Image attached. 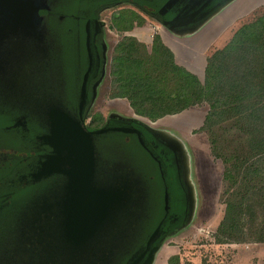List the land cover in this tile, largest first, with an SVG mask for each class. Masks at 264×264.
Here are the masks:
<instances>
[{
	"label": "flooded vegetation",
	"instance_id": "af4514ba",
	"mask_svg": "<svg viewBox=\"0 0 264 264\" xmlns=\"http://www.w3.org/2000/svg\"><path fill=\"white\" fill-rule=\"evenodd\" d=\"M43 1L37 25L41 40L25 67L24 92L0 83V119L5 122L0 132V220L11 226L13 264H85L90 259L92 264H140L190 219L187 151L184 138L163 121L152 126L121 110L96 108L104 80L112 75L116 45L110 51L107 32L110 28L126 32L114 25L126 11L167 32H190L234 0H172L164 9L169 0ZM110 88L107 100L103 98L106 103L116 99L109 96ZM52 108L90 135L94 165L90 181L84 177L90 171L82 168L81 183L72 182L68 174L73 161L57 158L61 167L51 169L55 153L46 142L50 134L46 112ZM165 137H177L182 149L169 146ZM67 148L60 145L58 152L65 156ZM135 148L153 161L156 175L141 168ZM154 176L159 190L152 183ZM78 187L103 190L104 199L106 188L113 187L120 192L115 197L122 191L128 199L119 204L115 200L107 210L105 204L95 209L94 195L79 193ZM79 222L93 224L87 229L94 231L78 233Z\"/></svg>",
	"mask_w": 264,
	"mask_h": 264
},
{
	"label": "trees",
	"instance_id": "16d2710c",
	"mask_svg": "<svg viewBox=\"0 0 264 264\" xmlns=\"http://www.w3.org/2000/svg\"><path fill=\"white\" fill-rule=\"evenodd\" d=\"M135 24L143 25L144 19L133 11L114 20L116 29L123 31ZM111 71L109 96L126 98L135 114L151 121L208 104L200 129L207 132L212 154L224 165V213L217 240L263 243L264 11L242 23L226 44L208 55L203 82L175 62L159 34L153 35L149 49L125 35L115 46ZM10 227L0 220V264L14 263ZM168 263L180 264L176 256Z\"/></svg>",
	"mask_w": 264,
	"mask_h": 264
},
{
	"label": "rangeland",
	"instance_id": "374dc122",
	"mask_svg": "<svg viewBox=\"0 0 264 264\" xmlns=\"http://www.w3.org/2000/svg\"><path fill=\"white\" fill-rule=\"evenodd\" d=\"M263 11L264 0H234L218 13L209 17L196 31L194 30L195 33H198L201 28L208 38H197V42L204 40V44L206 43L208 46L205 51L208 56L215 49L226 44L232 33L242 23L252 20ZM109 15L104 16L105 22L108 24L110 23ZM157 27L160 26L144 19L143 26L135 27L130 31L119 33L110 28V32H107L110 51L127 34L135 35L133 37L137 41L145 40L149 43ZM191 33L193 31L186 32L189 35ZM193 39V36L188 39L189 44L193 45L195 41ZM184 51L187 52L188 50L184 49ZM188 53L184 52L183 58L193 60L191 52ZM198 66L197 59L193 61V68H198ZM113 78V75H111V77L104 80L99 105L96 108L103 112L121 110L129 114L131 112L124 101L118 99L107 103L103 101V98L107 100V89L112 85ZM103 102L104 106H102ZM208 108V104L203 102L187 108L179 115L163 117V120L159 118L161 120L157 119L151 122L143 116L141 118L152 126H157L163 121V125L171 127L184 138L188 169L186 180L191 183L189 186L192 190L193 201L188 223L162 241L155 253L152 264H169V258L175 256L178 257L180 264H264V242L219 243L217 240L216 229L224 213L222 202V172L224 165L220 158L212 154L207 132L200 129ZM4 124L5 122L0 119V132H2L1 127ZM134 153L141 168L147 173L156 175V165L149 156L144 151L136 148ZM154 177L152 183L157 185L159 190L161 188L159 180L157 176Z\"/></svg>",
	"mask_w": 264,
	"mask_h": 264
},
{
	"label": "water",
	"instance_id": "95a60500",
	"mask_svg": "<svg viewBox=\"0 0 264 264\" xmlns=\"http://www.w3.org/2000/svg\"><path fill=\"white\" fill-rule=\"evenodd\" d=\"M171 2L172 0H169L162 9H164L165 6H169ZM44 6L45 5L43 0H0V83H3L7 88H11L14 91H19L20 93H23L24 89L26 88L25 67L26 65H28V58L32 56V50H34L39 45V41L41 40L39 31L37 29V25L40 22L41 18L38 10L40 8H44ZM225 6L226 5H223L218 11L222 10ZM218 11L213 15L218 13ZM196 29L197 28L193 29L192 31ZM84 93L85 91L83 87L81 91L82 97L84 96ZM185 110L180 113L168 116L179 115ZM46 114L48 115L50 127V134L46 137V142H48L49 145L53 147V151L55 153L53 156H51V169L54 171L59 170L61 166L57 164L56 160L58 159L69 160L70 162L73 161L74 165L72 167L70 166L71 168H73V172L70 171V173L68 174V176L73 179L72 182H74L75 184L76 182L81 183L79 180H81V176H84L82 175V168H86L90 171L89 175L84 176L86 178H89L90 181L94 167L93 146L90 140V135L85 134L78 122L72 123L71 118L64 112H62L61 114H57V112H55L52 108L50 111H47ZM134 117L142 120V116H139L137 114H134ZM97 132L100 131H96V133ZM176 138H166L167 144L174 149H182V146H180L179 144L180 140ZM60 145L68 147L65 156L58 152ZM83 162H86V164H84ZM185 168L187 176L188 169L186 163ZM189 184L191 183L189 182L188 185ZM78 188L79 190H77V192L79 193L86 192L88 195H91V193L94 195L92 199L95 200V209L96 206H102L100 204H105V209L107 210V207L109 208L112 204H115V200H119V204L121 201L123 202L128 199V195L122 191L121 196H118V198L115 197V195L120 194V192L119 190L115 191L113 187L106 188L105 193H107L108 196L105 199L102 196L103 190H97V188L95 187H93L94 189L89 188V190H86L82 187ZM189 195L192 210L193 201L192 190L190 186ZM86 199L89 201L88 196L86 197ZM167 202V193H165V208L168 207ZM92 218L93 217L90 215V219ZM112 218L113 213L111 214L109 219ZM90 219H88L87 221H89ZM88 224L90 223H77L76 229L78 233L83 234V232L85 231L86 233L93 232L94 229L92 231L91 228L87 229ZM76 229H74V231ZM157 230L158 227L151 234L148 242L152 240ZM159 247L160 246L158 245L153 247L140 264H152L155 258V253L159 249ZM135 262L131 264H134ZM84 263L92 264L94 263V260H86L84 261Z\"/></svg>",
	"mask_w": 264,
	"mask_h": 264
},
{
	"label": "crops",
	"instance_id": "0c3cea01",
	"mask_svg": "<svg viewBox=\"0 0 264 264\" xmlns=\"http://www.w3.org/2000/svg\"><path fill=\"white\" fill-rule=\"evenodd\" d=\"M155 30L156 31L154 34H159L162 42L172 51V53L174 55L175 62L177 64L181 65L182 67L186 68L188 71L197 75L199 77V79L201 80V78L204 77V69L206 66V59L208 57L206 55L205 51L208 48V46L206 45V43L204 44V40L197 42V38L198 39H200L201 37L205 38L207 36L205 31H203L200 28L198 33H195V31L197 30L196 29L195 31H193V33H191L189 35L186 33L178 34L175 32H167V31L162 30L160 27H157ZM153 35H152V38H153ZM131 36H135V35L132 34ZM139 36H140V34H139ZM192 36L194 38L193 40H195L193 45L189 44L190 42L188 41V39L192 38ZM152 38H151L150 42L148 41L149 43H147V41H145V40L144 41L141 40V42L145 43L147 48L149 49L151 46V43H152ZM210 43H212V42H210ZM184 49L188 50L187 52H189V53L191 52V55L193 56V60H190V59L186 60L183 58V53L184 52L187 53L186 51H184ZM197 59L199 62V66H198V68L194 69L193 68V61H195ZM116 99L124 101L125 104L128 106V109L131 112L129 114L134 116L135 112L131 108L129 101L126 98H116Z\"/></svg>",
	"mask_w": 264,
	"mask_h": 264
}]
</instances>
